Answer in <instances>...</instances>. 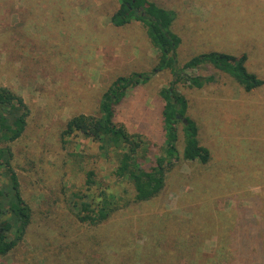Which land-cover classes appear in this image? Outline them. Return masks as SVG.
I'll list each match as a JSON object with an SVG mask.
<instances>
[{"label": "rangeland", "instance_id": "rangeland-1", "mask_svg": "<svg viewBox=\"0 0 264 264\" xmlns=\"http://www.w3.org/2000/svg\"><path fill=\"white\" fill-rule=\"evenodd\" d=\"M155 1L178 11L174 29L182 37L180 65L202 51L239 53L248 49L250 69L264 78V0ZM45 2L0 0V84L21 94L30 108L28 128L14 150L23 195L33 209L25 239L12 252L0 256V264H155L149 251L156 253L160 236H166L171 226H179L181 233L203 234L205 230L199 228L203 227L204 209L214 215L221 209L220 203L222 209L249 204L247 195L238 192L243 185L252 192L262 190L264 86L248 93L220 74L215 83L201 89L182 82L177 87L190 100L189 112L199 124L201 143L212 150L213 168L219 170L227 191L219 197L201 195L195 185L204 178L202 169L182 161L168 174L165 189L154 199L132 201L99 226L80 224L70 197L73 192L85 191V175L90 169L97 173L98 186L131 197L125 193V183L117 182L111 174L114 159H97L96 143L81 135L62 137L67 119L79 111L94 112L101 93L115 76L152 71L147 84L130 90L118 107L117 120L133 132L156 139L161 126L159 90L169 85L171 74L153 72L157 50L140 24L111 25L116 0H68L66 21H60L62 29L64 24L70 25V30L74 26L72 33L80 40L71 53L78 58L69 65L73 72L63 69L56 73L59 76L49 75L42 67L47 73L32 75V65L20 68L21 57L12 39L21 30L22 26L16 25L22 17L30 33L37 25L54 28L52 17L44 20ZM6 32H14L8 41ZM30 42L29 48H35L33 40ZM7 58L17 61L15 72L5 63ZM59 89L65 93L60 99L53 98ZM203 172L208 178L211 170ZM174 217L181 221L175 223ZM183 218L191 220V225ZM213 235L205 242L208 248H213L218 238ZM168 236L161 242L163 248H169L174 238L169 232Z\"/></svg>", "mask_w": 264, "mask_h": 264}, {"label": "trees", "instance_id": "trees-1", "mask_svg": "<svg viewBox=\"0 0 264 264\" xmlns=\"http://www.w3.org/2000/svg\"><path fill=\"white\" fill-rule=\"evenodd\" d=\"M45 1L54 4L51 7L46 2L43 4L47 11L44 20L52 17L54 28L46 24L43 29L37 25L35 32L30 33L27 20L19 18L16 26L21 25V30L16 31L17 35L12 39L14 50L21 57L19 66L27 69L26 63L32 65V75L47 73L42 67L49 71V75L62 73L63 69L67 73L73 72L69 65L78 58L71 53L80 40L72 33L74 26L70 30V25L64 24L62 29L60 21H66L68 0ZM177 19L176 9L160 5L155 0H116L109 18L111 25L123 28L132 23L140 24L157 50L153 72H169L171 80L159 90L161 126L156 139L133 132L125 122L117 120L118 107L130 90L147 84L152 79V71L115 76L101 93L94 112L79 111L67 119L62 137L81 135L96 143L97 159H114L111 174L117 182L125 183V193L131 197L128 199L123 193L118 195L107 187L98 186L97 173L90 169L85 175V191L73 192L70 197V206L80 224L99 226L132 201L139 203L154 199L165 189L168 174L182 161L198 164L197 170L202 169L204 178L198 179L195 185L201 195L205 193L211 197L217 194L219 197L227 191L226 182L218 175L219 170L213 168L212 150L201 143L199 124L189 112L190 100L177 85L182 82L190 88L201 89L215 83L216 77L223 74L250 93L264 86V78L250 69L251 53L248 49L239 53L214 49L202 51L180 65L182 37L174 29ZM13 33L6 32V41ZM30 39L35 48H29ZM5 63L9 67L12 65L15 72L16 60L7 58ZM64 93L65 90L59 89L52 97L60 99ZM29 114L30 108L24 97L10 86L0 84V256L18 247L33 221V209L23 195L14 150L28 128ZM203 169L211 170L208 178H205ZM233 175L236 176L234 172ZM248 181L258 183L259 180ZM262 184L263 188L258 192L250 191L245 185L238 190L243 196L247 195L249 204L238 203L222 209L220 203L221 209L214 215L204 209L203 227L199 228L205 230L203 234L181 233L179 226H171L168 232L174 238L169 248L161 245L162 240L169 237L167 232L166 236H160L156 253L155 250L149 251L154 254V263L264 264V182ZM180 219L174 217L172 220L178 223ZM182 221L192 223L185 218ZM215 233L218 238L213 248H208L205 242Z\"/></svg>", "mask_w": 264, "mask_h": 264}]
</instances>
